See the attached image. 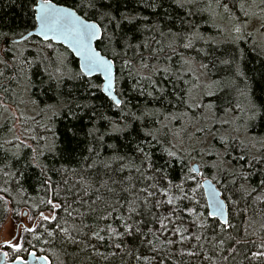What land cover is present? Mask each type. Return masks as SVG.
<instances>
[{"label":"trees","instance_id":"trees-1","mask_svg":"<svg viewBox=\"0 0 264 264\" xmlns=\"http://www.w3.org/2000/svg\"><path fill=\"white\" fill-rule=\"evenodd\" d=\"M58 2L73 7L78 0ZM223 2L229 4L231 15L224 13L222 9H216L214 3L211 5L213 12L199 11L198 9L209 7V0H193L192 3H184L183 7L178 0H100L101 4L112 9L118 19L122 14L137 17L131 24L121 21L119 29L110 27V31L116 32L118 39H126L131 45H142L146 42L150 48H156L158 45L153 42L154 38L155 41H160V46L163 47V51L158 53V59L149 58L146 61L160 69L159 73L153 75V79L164 88L163 93L156 91L148 81H141L136 75L137 72L144 76L153 74V67H140V53L149 57L147 49H127L124 58L132 61V69L125 68L121 60L117 59L116 87L117 91L122 93L121 98L127 101V107L122 114L120 109L110 106L104 93L95 89L89 92L87 85L82 81L66 80L59 83L49 79L44 71L47 61H42L40 53L41 49L44 55L51 56L52 52L43 48L42 39L31 36L16 45L12 43L13 39L34 28L32 0H0V34H7L6 38L0 36V39H6V43H0V60L7 62L0 63V167L9 173H16L13 177H4L0 172V189H9L7 192L0 191V230L9 216L14 221H20L22 208H27L29 216L35 219L31 226L25 227L33 228L35 225L33 232L22 229L20 242L24 251L14 252L10 247H4L9 259H14L17 255L26 256L34 249L47 254L51 258V264H144L136 259L137 255L154 256L160 264H211L203 259V255L212 252L211 238L216 231L214 228H200L198 225L194 227V236L201 237V240L195 239L193 243L191 252L197 253L194 256H180L162 244V241L172 238L177 227L189 221L191 214L183 211L191 207V201L187 199L177 202L179 207L175 217L170 218L168 231L159 230V224L152 220L151 215L146 214L137 217L143 221L139 234L114 237L111 240L106 236L103 242H98L95 238L88 240L80 237L86 244L96 245L107 255V259L95 255L92 248L85 247L84 244L66 242L59 234L53 239L45 233V228L53 230L56 222L42 221L40 213L46 215V212L51 211L52 215L58 217H63L65 213L53 209L50 205L41 204V199L52 197L54 202H60L66 194L62 191L60 199L54 197L45 188L47 178L51 177L53 186L58 184L63 188L64 179L72 185L79 171H69L65 174L60 169L64 166L69 170H79L84 163V157L90 155L88 163L96 160L106 161L115 152L120 156L130 157L131 161L139 165L141 158L134 151L137 141L144 139V134L139 132V129L155 128L158 125L153 122V117H145L142 121L134 120L128 113L140 116L145 106L160 109L163 115L158 114L157 118L161 121H164L166 115L177 114V120L165 121L170 128H180L191 123L190 132L194 133L196 128L205 129L203 133L196 134L208 138L209 145L205 147L207 152H193L191 157L187 158L189 165L193 160H200L203 163V175L210 178L216 176L217 180L229 189L226 192L217 184L223 196L231 195L232 199L238 202L234 207H228V212L231 222L240 230V235H243V228L247 226L244 221L251 218L256 223L249 231L256 230L257 235L249 238L259 240L264 237V230L259 228V225L264 223V200L256 199L257 196L264 195V186H261V181L264 180V0ZM241 3L245 5L243 11L239 6ZM151 4H155V7L149 6ZM245 12L249 13L247 17ZM255 15L259 20L258 28L250 30L247 23ZM236 23L243 26L242 39L239 40L232 34L233 25ZM143 24L159 27L148 31L138 30ZM169 30L182 34L195 31L203 39L194 40L193 47L185 48V40L179 37L174 39L168 34ZM161 32L164 33L163 36L160 35ZM53 44L67 58L68 68L78 70L79 63L73 54L63 45ZM169 44L175 48V54L172 48L168 47ZM108 56L111 57V54L108 53ZM166 56L171 59L166 60ZM164 68H168L169 72L165 73ZM237 69L242 75L238 74ZM52 71L53 68L48 67V72ZM92 81L94 84L102 83L99 76L92 77ZM147 92H152L153 96H148ZM93 94L95 99H92ZM184 99L190 104L202 103L205 107L190 109L182 102ZM81 102L88 103L89 107L80 109L75 119L65 115L69 108L76 111L75 103ZM29 103L34 105L33 113L26 110ZM209 104L212 105L211 108L206 107ZM46 105H54V110L59 111L60 115L53 116L52 111L45 108ZM253 105L255 111L252 110ZM11 106L18 108L20 123L23 125V129L18 133L15 129L16 118L9 111ZM184 112H187V116L179 115ZM105 116L113 121H120L121 124L126 121L136 131L130 128L123 133L110 132L111 125L108 120L103 119ZM94 128L99 131H91ZM33 135L46 139L33 140L30 138ZM101 135L104 137L102 141L99 140ZM220 135L227 137L226 143L222 144L218 138ZM14 137H19L20 141H15ZM241 141L244 142L243 145ZM17 144L20 146L16 147ZM25 144L27 146H24ZM200 147L203 146L197 149ZM89 148L98 152L99 156L90 154ZM217 152L220 153L219 157ZM161 155L159 146H156L153 150L156 167L162 163ZM240 156H245L246 159L241 160ZM203 157L207 160L206 163L203 162ZM213 161L217 164L222 161V168L234 171L237 174V183H229L232 176L228 172L218 174L216 168L207 166ZM113 166L119 167V164ZM97 167L101 177L108 179V176L104 175L103 167ZM186 171L178 160H174L170 166V178L178 183ZM240 171L249 173L246 181L239 179ZM127 174L125 170L124 175ZM197 179L201 177L198 176ZM241 184L245 189L255 191L244 195L239 191ZM191 187H194V182L188 181L185 191ZM117 192L119 194L118 189ZM201 199L204 205L206 198ZM171 208L172 206L163 205L153 212L167 215ZM243 209H247V212L242 211ZM202 211L205 209L202 208ZM117 215L114 214L113 218L100 222L101 227L108 223L122 232L123 228L116 218ZM149 229L156 233L155 238L149 233ZM148 241H152L151 246ZM116 244L121 247L117 249ZM41 249L43 251H40ZM112 252H115L114 256L108 255ZM241 258L240 255L236 256V264H239ZM227 264H233V261L230 259ZM252 264L264 262L257 261Z\"/></svg>","mask_w":264,"mask_h":264},{"label":"snow or ice","instance_id":"snow-or-ice-1","mask_svg":"<svg viewBox=\"0 0 264 264\" xmlns=\"http://www.w3.org/2000/svg\"><path fill=\"white\" fill-rule=\"evenodd\" d=\"M180 6L183 7L184 3H192L193 0H178ZM215 4L216 9H222L224 13L231 15V9L228 3L223 2V0H209V7L206 9H198L199 11H209L213 12L211 5ZM155 7V4L149 5ZM241 11L244 10V3L240 5ZM33 8V27L36 30V34L42 37L43 48L51 50L52 55H44L43 49H41L40 57L42 61H47L45 66V73L49 76V79L57 80L59 83L64 81H82L87 85V89L91 92L92 89L102 92L105 94L110 102V106L116 109H120L122 114L123 110L127 107V101L122 99V93L117 91V81L118 77L114 74V66L117 59L121 60L125 68L132 69V61L125 59L127 49L134 48L139 50L141 47L147 49L149 52V57H144L141 52L140 67L142 69L153 67L152 75H140L139 72L136 73L141 81H148L149 85L156 89V91L163 93L164 88L160 87L156 80L153 79V75L159 73L160 69L155 68L153 65L147 63L146 61L151 59H158V53L163 51V47L160 46V41L153 42L158 45L156 48H150L148 43L131 45L126 39L121 40L116 36L115 31H110V27L113 29H119L121 27V21H127L132 23L137 19L136 16L124 15L122 14L120 18H117L108 5H103L100 0H78L73 7H67L61 5L58 0L53 2V0H32ZM214 14V13H213ZM247 17L249 13L245 12ZM158 25L149 26L147 24L140 25L138 30L148 31L151 28H158ZM242 25L236 23L233 25V31L237 34L236 39H242ZM264 27V25H262ZM174 39L179 37L185 40L184 47H193L194 40H202L203 37L198 32L191 33H173L169 30L168 33ZM32 33L29 32L28 36ZM161 36L164 35L163 32L160 33ZM250 35V34H249ZM2 37H7V34H0ZM27 37L23 34L20 35V40H26ZM53 41L62 43L67 46V49L79 57L78 70L69 69L67 66V58L65 55L54 47ZM95 42V43H94ZM0 43H6V39H0ZM13 45L19 43L18 40H12ZM168 47L172 48L173 54H175V48L172 44ZM202 51V49H201ZM108 53L111 54L109 58ZM38 57V58H40ZM14 59H17L14 57ZM166 60H170V56L165 57ZM23 62V61H21ZM0 63L7 64L6 61L0 60ZM222 63H228V61H222ZM48 67H52L53 71L48 72ZM202 67H207L202 65ZM122 71V70H121ZM165 73L169 72L168 68H164ZM238 74L239 69H237ZM94 74H100L103 77V82L101 84H94L92 77ZM187 83V81H185ZM142 95L144 92L142 91ZM148 96H153L152 92H147ZM212 95V93H208ZM155 98V97H154ZM92 99H95V95H92ZM36 103L35 101H32ZM190 109L191 108H201L205 105L201 104H190L187 99L182 100ZM89 107L88 103H75L76 111L71 108L65 113L66 116L75 119L79 115L80 109H87ZM206 107L211 108L212 105H207ZM239 108V105H237ZM45 108L52 111L53 116L60 115L59 111L54 110V105H46ZM252 110L255 111V106L253 105ZM42 112L44 109L41 110ZM163 115L160 109H150L145 106L144 110L141 112L140 116H136L134 113L129 112L128 115L134 120H143L145 117H153V122L158 126L155 128H141L139 132H143L144 139L138 140L134 151L141 158L139 165L134 161H131L130 157L120 156L114 152V154L107 158L106 161L96 160L92 163H88L91 159V155L84 157V163L77 169H67L62 166L60 171L67 174L69 171L72 173L79 174L74 177L75 183L69 185L67 179L63 180L64 187L61 188L58 184L53 186L51 177H48L45 183V188L47 191L51 192L54 197L60 199V193L65 192V196L60 199V202H54L52 197L46 199H41V204L50 205L53 209L62 210L65 215L63 217H58L53 214L51 216L45 215L43 212L40 213V218L42 221L56 222L55 228L49 231L45 228V233L50 238H55L58 234L63 238L64 241L70 243L84 244L85 247H91L95 255L100 256L103 259H107V255L101 252L96 245H89L85 243V240L80 239L81 236L88 240L95 238L98 242H103L107 238L109 240L114 237L132 236L133 234H139L141 232V224L143 221L137 219V217H142L144 215H151L152 220L158 223L160 226L159 230L168 231V223L170 218L175 217V213L178 209V201L182 200H196L198 206L205 209L204 212L196 215V219L199 221L198 227H211L214 228L215 234L211 238V254L203 255L205 261H210L211 264H227L231 259L233 264H236V256L240 255L242 258L239 264H252V262H264V237L259 240L250 239L249 237L256 236V230L249 229L252 228L253 224L256 222L254 220L244 221L247 225L243 228V235H240V230L237 228L235 223L231 222L228 214H226V208L232 206L234 207L238 202L233 200L231 195L222 196L221 191L217 188V184H220L224 188V191H229L227 187H224L223 183L217 180L216 176L212 179H208L203 175L200 167L195 164L189 165L188 159L191 154L195 151L200 153H205L207 150L203 147L197 149L196 141L190 147H183L184 141H193L196 133H203L204 128H196L195 132H190L189 127L191 123L187 125H182L180 128H170L167 122L172 120H177V114H169L164 116V121H161L157 116ZM23 115V113H21ZM181 116H187V112L179 114ZM30 119V118H29ZM109 121L111 127L110 132L113 133H123L127 129L132 128L133 131L136 129L132 125L128 124L126 121L121 124L120 121H113L110 117H103ZM44 127V125H41ZM28 131V129H25ZM71 131V130H70ZM91 131L98 132V129H93ZM91 134V133H90ZM55 135V133H54ZM33 140L46 139V137H37L35 135L30 137ZM223 143L227 142V137L220 135L218 137ZM15 141H20L19 137L13 138ZM104 137L101 135L99 140H103ZM23 143V142H20ZM243 145V141L240 142ZM17 144L16 147H19ZM24 146H27L26 144ZM156 146H159L161 152V160L159 167H156V163L153 160V150ZM264 147V144H262ZM90 154H95L99 156V153L94 149L89 148ZM227 151V149H225ZM15 155V153L13 154ZM216 155L219 157L220 153L217 152ZM239 159H246L245 156H240ZM256 159V158H254ZM174 160H178L182 167L187 169L183 176L180 178L179 182H174L170 178V166ZM131 161V162H130ZM222 161L220 164L216 162H209L207 164L210 168H216L218 174L220 172H228L232 176L229 181L231 184L237 183V174L226 168H222ZM114 164H119V167H114ZM98 165H101L104 169V175L108 176V179H103L101 177ZM251 166V165H250ZM125 170L128 174L124 175ZM0 172H2L4 177H13L16 173H9L4 171L3 167H0ZM239 179L247 180L249 173L246 171L239 172ZM119 179H116V177ZM201 179H197V177ZM188 181L194 182V187L185 191V184ZM215 182V183H214ZM205 191H198L205 189ZM261 186H264V180L261 181ZM119 190V194L117 192ZM178 192L179 195L174 194V191ZM0 191L7 192L8 188L0 189ZM239 191L243 192L244 195H248L249 191H255V189H245L244 185H240ZM191 193V195H189ZM206 197L204 205H200L199 199ZM159 197V198H158ZM256 199L264 200V195L257 196ZM228 202V203H226ZM163 205L172 206L171 211L167 215L157 214L153 212L154 209H160ZM36 207V205H33ZM186 211L191 214H196L195 208H185ZM242 211L247 212V209ZM206 213V214H205ZM114 214H118L116 218L119 224L122 226L123 231H118L117 228L113 227L111 224L104 223L101 227L100 222H105L113 218ZM92 222L89 223L88 221ZM43 226V225H41ZM261 230H264V223L259 225ZM34 228H25L26 232H33ZM175 231L179 232V229ZM186 232L187 229H184ZM149 233L156 237V233L149 229ZM186 236L181 235L180 239H186ZM19 241V237H16ZM39 240L40 238L37 237ZM197 241L201 240L200 236H195ZM48 241H45L47 243ZM4 245L10 247L14 252L24 251L21 242H13L12 240H5ZM169 244L172 243L171 240L168 241ZM151 246L152 241H148ZM115 247L119 249L121 246L116 244ZM255 249V250H253ZM155 250V249H153ZM40 251H43L41 249ZM5 257L8 256L7 252L0 253ZM29 256H32L37 261H43L44 264H48V256H37L35 251L28 252ZM108 255H115V252L109 253ZM189 255H197V253L189 252ZM136 259L138 261H143L144 264H152L155 257L149 256H139ZM19 261L20 264H29V262L17 255L10 264H16Z\"/></svg>","mask_w":264,"mask_h":264},{"label":"rangeland","instance_id":"rangeland-1","mask_svg":"<svg viewBox=\"0 0 264 264\" xmlns=\"http://www.w3.org/2000/svg\"><path fill=\"white\" fill-rule=\"evenodd\" d=\"M256 17H257V15L253 16L251 18V20L247 23V27L250 30H256L258 28L259 20ZM232 34L235 35V36L237 35L234 31L232 32ZM26 110H28L30 113L31 112L33 113L34 112V105L32 103H29L26 106ZM9 111H10V114L11 115L13 114L15 116V118H16L15 129L17 130V133H18L21 129H23L22 128L23 125L20 123L21 119H20V114L18 113L19 112L18 108H15V107L11 106L9 108ZM23 132H25V130H23ZM240 135H242V134H240ZM196 141H199V143L196 144V147L203 146V148H205V147H207L209 145V140H208L207 137L197 136V134H195L194 140L193 141L185 140L183 147H185V148L190 147ZM202 159H204L203 160L204 163L207 162L205 157H203ZM194 163H199L200 166L203 165V163L200 160H193L191 162V164H194ZM174 194L179 195L178 193H174ZM197 199H199L200 205H202V199L199 196H197ZM205 201H206V199H205ZM191 208H195L196 209V214H191L190 213L191 217H190L189 221L185 222L184 224H182L181 226L176 228V229H179L180 231L179 232L175 231V234L172 236L171 239L162 241V244L167 245V247L170 250H172L173 252L177 253L180 256H183V255L187 256V255H189V252H191L193 243L195 241V236H194V233H193V229H194V227L196 225L199 224V221L196 219V215H198L199 213L203 212L202 211V207L197 205L196 200H191ZM26 211H27V208H22L21 209L20 215H21L22 219L20 221L18 220L19 222L18 221H14L13 219H8L6 221V223L4 224V226L2 227V230L0 232V243L1 244L5 240H12L13 242H20V239H19V241H17L16 237L20 238L21 237V233H22V229L27 227V226H31L32 222L35 220V219H32L29 216V214H27L25 216L24 213ZM46 213H47L46 215H49V216L52 215L51 211H48ZM18 229H19V232H18ZM184 229H187V231L185 232ZM181 235L186 236L187 238L184 239V240H181L180 239ZM169 240L172 241L171 244L168 243ZM0 249H4V247L0 246ZM152 264H160V263L157 262L156 260H154V261H152Z\"/></svg>","mask_w":264,"mask_h":264},{"label":"water","instance_id":"water-1","mask_svg":"<svg viewBox=\"0 0 264 264\" xmlns=\"http://www.w3.org/2000/svg\"><path fill=\"white\" fill-rule=\"evenodd\" d=\"M54 2V1H53ZM55 3V2H54ZM61 5H63V6H67V7H71V6H68V5H65V4H61ZM29 32H31L32 33V35L31 36H37V37H39L40 39H42V37H40L38 34H36V30H35V28H33V29H31L30 31H28L26 34H24L27 38H29V37H31V36H28V33ZM15 40H18V41H23V40H20V37L19 38H16ZM53 43H55V44H61V45H63L62 43H58V42H55V41H53ZM95 43V42H94ZM64 47H66L67 48V46L66 45H63ZM69 50V49H68ZM70 51V50H69ZM71 52V51H70ZM73 54V56L78 60V63H79V57H77L74 53H72ZM109 58H111V57H109ZM114 74L116 75L117 74V72H116V63H115V66H114ZM94 76H99L101 79H102V82H103V77L100 75V74H94ZM93 76V77H94ZM196 166H198V167H200V170H201V166H200V164L199 163H194ZM201 172H202V170H201ZM208 179H212V178H210V177H207ZM215 183V182H214ZM217 186V188L221 191V193H222V190L218 187V185H216ZM206 190V186H205V189H203V191H205ZM222 196H223V194H222ZM206 198V197H205ZM227 203V202H226ZM226 214H228L229 215V212H228V208H226ZM28 214V211H26L25 213H24V215L26 216ZM8 219H11V217L9 216V218ZM6 223V222H5ZM4 223V224H5ZM4 226V225H3ZM2 226V227H3ZM35 226V225H34ZM34 226H33V228H34ZM2 230V229H1ZM1 230H0V232H1ZM18 232H19V229H18ZM0 246H3V247H5V245H4V243H0ZM31 251H35L36 252V254H37V256H48L47 254H45V253H39L37 250H31ZM31 251H29V252H31ZM3 252H7L5 249H0V253H3ZM19 256H21L22 258H24V259H26L28 262H29V264H44V262L43 261H37V260H35L32 256H29L28 254L26 255V256H22V255H19ZM48 258H49V261H48V264H51V258L48 256ZM15 259V258H14ZM14 259H9V257L7 256V257H5V256H3V255H0V264H10V262L12 261V260H14ZM16 264H20V262L19 261H17L16 262Z\"/></svg>","mask_w":264,"mask_h":264}]
</instances>
